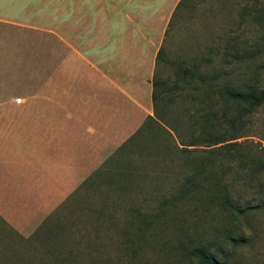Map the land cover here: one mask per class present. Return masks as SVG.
<instances>
[{"label": "rangeland", "instance_id": "1", "mask_svg": "<svg viewBox=\"0 0 264 264\" xmlns=\"http://www.w3.org/2000/svg\"><path fill=\"white\" fill-rule=\"evenodd\" d=\"M183 4L156 60L153 79L161 87L149 117L128 108L103 116L95 137L100 146L87 144L85 193L70 196L56 212L60 217L31 243L0 220V264H264V103L243 129L214 126L225 137L247 134L236 139L244 145L238 152L225 153L231 164L225 209L215 200L220 192L204 186L194 191L195 202L175 208L178 217L148 224L140 219V212L160 206L163 187L177 179V171L161 173L175 158L173 142L204 144L196 118L224 106L231 109L220 101L221 87L264 88V0ZM62 6L63 0H0V10L10 18L0 21V107L63 109L64 121L83 123L91 131L89 115H73L70 108L77 96L70 83L76 66L68 56L63 63L61 34L63 28L77 27V19L64 14ZM184 66L191 72L186 81L180 77ZM182 115L187 116L180 122ZM18 117L23 123H46L51 116ZM152 118L158 123L147 127ZM93 151L101 152L95 164L90 163ZM130 155L136 162L133 172L114 179ZM227 205L240 212L231 213ZM197 248L213 254L216 263H204Z\"/></svg>", "mask_w": 264, "mask_h": 264}, {"label": "crops", "instance_id": "2", "mask_svg": "<svg viewBox=\"0 0 264 264\" xmlns=\"http://www.w3.org/2000/svg\"><path fill=\"white\" fill-rule=\"evenodd\" d=\"M179 1L63 0L62 12L77 19L61 34L63 63L68 56L76 66L70 108L89 115L91 131L64 121L63 109L0 107V220L28 243L60 217L70 196L85 193L87 144L100 146L103 116L128 108L149 117L157 54ZM8 19L0 10V21ZM23 114L51 117L23 123ZM89 154L91 164L100 162V151Z\"/></svg>", "mask_w": 264, "mask_h": 264}, {"label": "trees", "instance_id": "3", "mask_svg": "<svg viewBox=\"0 0 264 264\" xmlns=\"http://www.w3.org/2000/svg\"><path fill=\"white\" fill-rule=\"evenodd\" d=\"M183 5V0H180L172 17L176 13L177 8L179 9ZM160 56L161 48L158 51L157 60ZM189 69L190 68L187 66H184L180 70V77L182 76L185 78V81L190 78L189 74H191V72ZM152 86V101L154 103L158 97L157 88L161 87L160 80L153 79ZM161 91V93H164V90ZM219 97L220 101H224V103L231 109L225 110L224 106L221 110H212L207 114L200 116V118H196V120L202 124V132L198 139H205V142H203L204 144H196L197 142L185 143L179 141V145L173 142L174 144L171 145V148L175 158L169 160V164H166V168H163V170L162 168L160 169L162 170L161 173L164 174L163 176H167L172 170L175 172L177 171V179L171 186L167 185L166 187H163V190L160 192L161 198L159 199H161V201L159 207L154 208V210L140 212V219L143 223L148 224L155 219H160L161 217L164 219H173L171 215L175 218L178 217L179 211L177 214V210L175 208L178 209V206L180 204H184V202L185 204L190 203L193 200L195 202L196 194L194 191H198L204 186L213 188L216 193L220 192L217 193L215 200L217 201L219 207L225 209V203L228 204L229 201L225 199V174L231 168L229 166L231 165L230 162L225 160V153L227 151V154L231 151L238 152L239 148L244 145L236 139L244 137L247 134L243 130L242 132L239 131L232 136L225 137L223 134H217L214 132L215 130L213 131V129L216 125V127L222 126L225 130V123H227V127L243 129L245 125H247L246 123L248 120L253 117L257 108L264 103V88L253 86L249 87L245 91H242L234 86H222L219 91ZM185 116L187 115L179 116L180 122L181 120H184ZM190 119L191 118H189V120ZM157 123L158 121L155 118H152L147 127ZM163 130L168 132V135L171 137L170 132L164 126L162 127V131ZM175 132L178 133L176 129ZM177 135L179 136V134ZM217 135L221 137L217 138ZM138 148L139 147L133 149L131 155L136 153ZM131 155L119 165V168L113 174L114 179L121 180L125 174H128V171L133 172L136 162ZM246 165V163H243L242 167H245ZM227 206L231 213H235V211L238 213L240 212L236 206L232 208L229 205ZM248 207L249 205L247 208ZM195 250L199 252L197 255L203 259L204 263H216L215 256L211 253L209 254L206 249L197 248ZM195 250H192V254L195 253Z\"/></svg>", "mask_w": 264, "mask_h": 264}]
</instances>
